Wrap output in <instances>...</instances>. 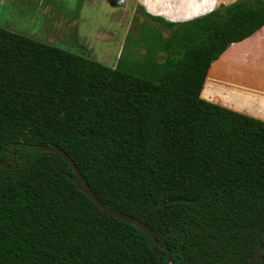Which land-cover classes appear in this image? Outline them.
<instances>
[{"label": "trees", "instance_id": "obj_1", "mask_svg": "<svg viewBox=\"0 0 264 264\" xmlns=\"http://www.w3.org/2000/svg\"><path fill=\"white\" fill-rule=\"evenodd\" d=\"M148 17L169 35L141 70L0 28V264H264V121L200 97L210 65L264 25V0ZM30 145L63 149L162 247Z\"/></svg>", "mask_w": 264, "mask_h": 264}, {"label": "rangeland", "instance_id": "obj_2", "mask_svg": "<svg viewBox=\"0 0 264 264\" xmlns=\"http://www.w3.org/2000/svg\"><path fill=\"white\" fill-rule=\"evenodd\" d=\"M2 1L0 28L83 54L109 67L120 60L125 67L141 70L163 61L159 47L169 30L149 21L131 1ZM227 68L224 71L230 76Z\"/></svg>", "mask_w": 264, "mask_h": 264}, {"label": "crops", "instance_id": "obj_3", "mask_svg": "<svg viewBox=\"0 0 264 264\" xmlns=\"http://www.w3.org/2000/svg\"><path fill=\"white\" fill-rule=\"evenodd\" d=\"M128 1H131L134 7L151 22L155 21L148 15L177 23L201 17L235 0ZM1 2L3 1L0 0ZM71 38H75V35H71ZM225 68L230 71L228 72L230 76H227ZM234 73L241 77H237ZM200 97L221 107L264 121V25L251 36L229 45L210 65Z\"/></svg>", "mask_w": 264, "mask_h": 264}, {"label": "water", "instance_id": "obj_4", "mask_svg": "<svg viewBox=\"0 0 264 264\" xmlns=\"http://www.w3.org/2000/svg\"><path fill=\"white\" fill-rule=\"evenodd\" d=\"M30 146L36 148L38 151L54 153V154H57V155L63 157L70 164V166H71V168L75 174V184L79 188H81L83 193L94 203V205L99 210H101L106 215H109L113 218H116V219L122 220L124 222L130 223V224L134 225L135 227H137L138 229L145 231L147 233V235L151 238V240L157 246L162 247L161 244L159 243V241L155 238L154 232L147 225H145L141 221H139V220L127 215V214H124L122 212H116V211L106 207L103 203H101L99 201V199L97 198V196L94 194V192L91 190L87 181L83 178V176L79 172V170L76 167L73 160L65 153V151L63 149L58 148L57 146H50V145H30ZM0 165L2 167H6L5 164L2 163L1 161H0ZM260 250H261V246L258 248L256 253H258ZM257 257H258L257 254H255V257L253 259H251L249 264H253L255 258H257ZM160 264H170V257H168L166 263H162L160 261Z\"/></svg>", "mask_w": 264, "mask_h": 264}]
</instances>
